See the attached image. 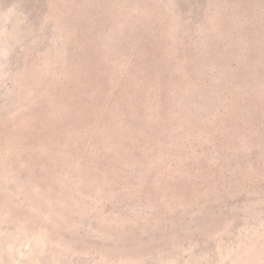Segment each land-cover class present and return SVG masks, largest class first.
Masks as SVG:
<instances>
[{"label":"rangeland","instance_id":"rangeland-1","mask_svg":"<svg viewBox=\"0 0 264 264\" xmlns=\"http://www.w3.org/2000/svg\"><path fill=\"white\" fill-rule=\"evenodd\" d=\"M0 264H264V0H0Z\"/></svg>","mask_w":264,"mask_h":264}]
</instances>
